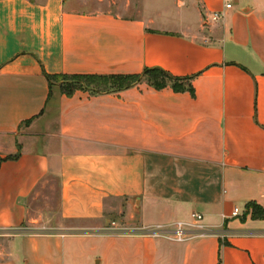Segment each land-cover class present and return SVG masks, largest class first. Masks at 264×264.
I'll list each match as a JSON object with an SVG mask.
<instances>
[{"label": "crops", "instance_id": "crops-1", "mask_svg": "<svg viewBox=\"0 0 264 264\" xmlns=\"http://www.w3.org/2000/svg\"><path fill=\"white\" fill-rule=\"evenodd\" d=\"M195 1L172 31L0 0V264H264V219L246 210H264V0H199L206 21ZM155 67L193 96L145 81L68 96L46 79ZM50 181L55 205L34 206ZM175 223L185 241L148 232Z\"/></svg>", "mask_w": 264, "mask_h": 264}, {"label": "rangeland", "instance_id": "rangeland-1", "mask_svg": "<svg viewBox=\"0 0 264 264\" xmlns=\"http://www.w3.org/2000/svg\"><path fill=\"white\" fill-rule=\"evenodd\" d=\"M185 0H69L75 9L82 10H95L104 11L113 15H119L124 18L132 17H151L154 21L152 25L153 29L157 30H179V20L184 15L189 14ZM210 5L214 6L213 9L218 7V2H211ZM194 7H196L198 13L203 17L204 21L207 20L205 16L204 8L198 1H195ZM217 10V9H216ZM218 13V11H216ZM211 20H213L211 18ZM214 21V20H213ZM39 190H41L39 195ZM37 191L39 197L34 201V206L39 207L41 200L46 195L52 201V206L55 205L56 197V184L53 182L45 183ZM46 219V218H45ZM48 222V220L46 219ZM49 223V222H48Z\"/></svg>", "mask_w": 264, "mask_h": 264}, {"label": "trees", "instance_id": "trees-1", "mask_svg": "<svg viewBox=\"0 0 264 264\" xmlns=\"http://www.w3.org/2000/svg\"><path fill=\"white\" fill-rule=\"evenodd\" d=\"M48 84L60 82L62 91L70 96L75 90L88 91L90 95L114 93L128 89L137 83L145 81L155 90L169 86L174 92L188 91L193 96V89L189 84L191 77L179 78L172 76L161 68H145L139 75H106V76H47ZM246 210L250 217L264 219V210L255 203H248Z\"/></svg>", "mask_w": 264, "mask_h": 264}, {"label": "built area", "instance_id": "built-area-1", "mask_svg": "<svg viewBox=\"0 0 264 264\" xmlns=\"http://www.w3.org/2000/svg\"><path fill=\"white\" fill-rule=\"evenodd\" d=\"M222 1H223V10L228 11L232 9L234 0H222ZM220 15L221 14L214 12L212 13V19L217 20L220 17ZM232 216L239 217L237 208H233ZM191 220L193 221V223L198 224L202 220V216L199 213H192ZM195 229L199 232L202 231V228L200 227V225L198 226L196 225ZM148 232L153 235L167 234L171 236L173 240L182 242L186 240V234L189 231L186 230L181 223H175L172 225V228H170V230L157 227V228L150 229Z\"/></svg>", "mask_w": 264, "mask_h": 264}]
</instances>
